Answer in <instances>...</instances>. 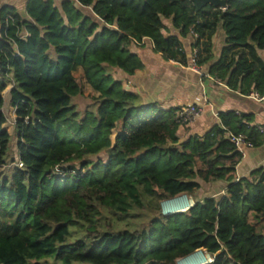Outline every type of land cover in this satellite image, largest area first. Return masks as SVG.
Instances as JSON below:
<instances>
[{
	"label": "trees",
	"instance_id": "trees-1",
	"mask_svg": "<svg viewBox=\"0 0 264 264\" xmlns=\"http://www.w3.org/2000/svg\"><path fill=\"white\" fill-rule=\"evenodd\" d=\"M77 1L27 0L25 17L0 10V168L11 141L1 112L8 85L12 163L22 164L0 172V264H176L196 250L210 264H264V166L237 181L241 155L223 130L255 144L257 129L229 113L201 140L178 144L175 109L138 105L106 70H141L129 47L143 39L186 63L179 38L162 34L168 20L180 38L205 40L199 68L211 62L209 75L230 89L262 93L264 0H221L225 7L199 12L188 0ZM219 31L224 47L213 63ZM79 69L97 94L82 118L73 104ZM102 153L105 161L89 160ZM198 182L227 187L196 199ZM180 194L194 206L158 215L160 202Z\"/></svg>",
	"mask_w": 264,
	"mask_h": 264
},
{
	"label": "crops",
	"instance_id": "crops-1",
	"mask_svg": "<svg viewBox=\"0 0 264 264\" xmlns=\"http://www.w3.org/2000/svg\"><path fill=\"white\" fill-rule=\"evenodd\" d=\"M56 1L59 4V0ZM26 3L27 0H0V10L5 7L13 8L21 17H25ZM164 25L165 30L162 33L164 36L179 38L187 57L186 63L181 62L180 59H167L154 49L149 39H144L139 45L131 44L129 50L141 60L142 69L131 76L117 72L114 77L123 83L128 92L136 96L137 104L141 106L154 105L162 110H174L189 105L199 106L201 108L199 117L190 124L179 126L177 131L178 144L194 137L201 140L214 126H220L219 117L221 115L229 113L244 117L243 123L249 128L264 125V107L261 104L246 98L239 91L230 89L220 79L213 76H211L213 80L200 78L189 69L192 50L196 49L201 52L205 40H199L198 45H196V35L189 34L180 38L179 32L172 28L170 21H164ZM211 45L213 63H215L224 47L221 31L212 38ZM257 54L264 60L263 52L257 51ZM210 63L200 68L206 75H209ZM217 81L222 85L218 84ZM11 87L8 85L3 93L4 105L1 109L6 119L3 128L10 136L15 133V110L9 105ZM95 95L97 96L96 93ZM5 105L8 108L7 113L4 110ZM223 130L225 131V138L229 139L228 134L231 132L224 128ZM255 140L256 143H252L253 147L244 150L242 158L235 166L237 181L249 178L254 170L264 166V138L257 137ZM199 184L200 188L206 187L208 192L214 191L209 193V197L224 195L227 187V184L222 182L207 184V186L202 183Z\"/></svg>",
	"mask_w": 264,
	"mask_h": 264
},
{
	"label": "built area",
	"instance_id": "built-area-1",
	"mask_svg": "<svg viewBox=\"0 0 264 264\" xmlns=\"http://www.w3.org/2000/svg\"><path fill=\"white\" fill-rule=\"evenodd\" d=\"M69 1L74 2L75 4L79 5L77 0H69ZM141 42L133 41V44L139 45ZM189 69L192 72L196 73L200 78H204V79L206 78L208 80H213V78L211 76L204 74L201 71V69L197 66V50L196 49L192 50L191 57H190V68ZM217 83L220 84L219 81H217ZM220 85H222V84H220ZM246 98H248V99H250L256 103H259L264 107V91L262 93L252 92L248 96H246ZM200 113H201V108L199 106L189 105L186 107L175 109L174 120L180 126L190 124L196 118L199 117ZM256 129L259 132V134L264 138V125L258 126ZM228 138H229V141L231 142V144L233 145V147L235 148V150L241 155V158H242V156L244 154V150L246 148H252L253 147V144L244 135H234V134L229 133ZM13 165L17 166L19 168H22V164H20V163L13 164ZM165 204H172L176 209L184 207L186 205L184 212L188 211L190 208H192L194 206V202L192 201L190 196L185 195V194L177 195V196H175L171 199L165 200L161 203V211H162L164 217L170 216L173 214H177L178 213L177 211L179 210L178 209L176 211L177 213L173 212V213L166 214L164 212L165 211L164 209L167 208V207H165ZM197 254L201 258L207 259L202 264L212 263V261H213L212 257L210 255H208L206 252H204L203 250H196L194 253H192L191 255H189L187 257L189 258V257H192V256L197 255ZM183 260H185V259L182 258V259L177 260L176 264H180V262Z\"/></svg>",
	"mask_w": 264,
	"mask_h": 264
},
{
	"label": "rangeland",
	"instance_id": "rangeland-1",
	"mask_svg": "<svg viewBox=\"0 0 264 264\" xmlns=\"http://www.w3.org/2000/svg\"><path fill=\"white\" fill-rule=\"evenodd\" d=\"M106 70H107V73H110L113 76H115L116 73L119 72L118 70H116L114 68H111V67H106ZM74 77L76 78L78 84L80 85L82 93H81L80 96H78V97L73 99V104L75 105L79 116L82 118L86 111H94L96 109L95 101H94V98H95L96 95L89 88V86L85 83V80L83 78L82 72L80 70L76 71L74 73ZM4 108H5L4 109L5 112L7 113V110H8L7 106L5 105ZM15 145H16V138H15V135H12L11 136V141L9 143V150H8L7 155H6V159H7L6 163H5L4 166H2L0 168V172L3 173V174H9L11 169L14 167V165L12 163V159H14L16 157V146ZM137 156H139V154H137ZM106 157H107L106 154L102 153V154L98 155L97 157L89 158V160L90 161H96V160L100 159L102 161H105ZM67 166H68V164L64 165L63 167H67ZM213 192L214 191L208 192V189L206 187H202V188H200V190H198L195 193V197H196V199L207 198V197H209V193H213ZM218 197L219 196H217L216 198H218ZM192 201L195 203V201L193 199H192ZM162 202H160V211L158 213V215L160 214V216H163V213L161 211V203ZM150 203L154 205L155 201L151 200ZM156 213H157L156 210H152V213L148 212V213H146V216L147 217H151L152 214L156 215ZM71 242H73V238L72 237L69 239V243H71ZM203 260H207V259H203Z\"/></svg>",
	"mask_w": 264,
	"mask_h": 264
},
{
	"label": "bare ground",
	"instance_id": "bare-ground-1",
	"mask_svg": "<svg viewBox=\"0 0 264 264\" xmlns=\"http://www.w3.org/2000/svg\"><path fill=\"white\" fill-rule=\"evenodd\" d=\"M165 207H167V208L164 209L165 210L164 212L169 214V213L176 212L178 209H179L177 211L178 213L179 212H184L186 205L184 207H181V208H178V209H176L172 204H165ZM204 261H206V260H203V258H201L197 254V255H194L192 257H189V258L181 261L180 264H202V263H204Z\"/></svg>",
	"mask_w": 264,
	"mask_h": 264
},
{
	"label": "water",
	"instance_id": "water-1",
	"mask_svg": "<svg viewBox=\"0 0 264 264\" xmlns=\"http://www.w3.org/2000/svg\"><path fill=\"white\" fill-rule=\"evenodd\" d=\"M189 2H191L194 6H195V11L199 12L201 9L205 8L207 5H210L214 8H223L225 7V1H221V0H188ZM183 213V212H180ZM177 213V214H180ZM188 257H185L184 259H186Z\"/></svg>",
	"mask_w": 264,
	"mask_h": 264
}]
</instances>
